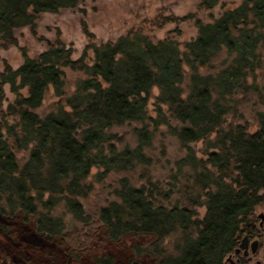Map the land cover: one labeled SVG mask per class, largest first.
<instances>
[{
	"label": "trees",
	"instance_id": "1",
	"mask_svg": "<svg viewBox=\"0 0 264 264\" xmlns=\"http://www.w3.org/2000/svg\"><path fill=\"white\" fill-rule=\"evenodd\" d=\"M220 1L202 0L199 9L212 11ZM78 3L0 0V45H16L15 31L34 28L39 15L75 8ZM195 23L198 36L184 52L173 40L154 43L136 32L90 48L92 64L87 55L73 61L72 51L58 42L37 59L25 55L20 68L7 67L0 74V101L6 85L15 96L0 114V232L10 241L7 252L12 253V264H35L33 253L58 241L70 244L72 255L81 233L77 239L65 234L63 216L54 214L60 207L85 228L93 222L104 225L105 237L113 243L126 237L151 238L148 247H136L137 257L128 264H146L145 253L153 257V264H224L237 247L244 226L253 224L256 209L264 205V112L254 134L242 126L228 131L222 127L230 113V98L251 90L247 79L264 64V0H243L212 23L199 19ZM224 51L231 63L216 74H202ZM65 69L85 76L68 97ZM50 87L64 100L41 117L36 111ZM153 88L160 91L156 123L166 124L162 108L166 106L182 125L170 128L188 149L178 168L190 167L196 186L207 192L204 219H196L194 199L188 207L167 208L162 201L170 194H161L151 183L133 186L129 177L119 180L116 200L95 216L87 214L81 200L94 191L88 183L94 168L103 170L95 176L101 183L113 173L131 174L151 165L143 152L151 142L146 128L136 129L140 140L136 149L122 151L108 131L150 120ZM199 141H207L212 150L207 161L198 160L190 148ZM18 153L27 154L23 165ZM92 232L84 234V244L91 242ZM169 237L177 239L174 254L164 247ZM92 264L117 263L106 255L94 258Z\"/></svg>",
	"mask_w": 264,
	"mask_h": 264
},
{
	"label": "rangeland",
	"instance_id": "2",
	"mask_svg": "<svg viewBox=\"0 0 264 264\" xmlns=\"http://www.w3.org/2000/svg\"><path fill=\"white\" fill-rule=\"evenodd\" d=\"M202 0H79L78 5L71 9H62L58 13H43L39 15L34 28L26 27L15 31L17 44L4 47L0 45V74L7 67L17 70L24 64V56L37 59L48 50L49 45L61 43L72 51V60L77 61L87 55V61H94V53L90 49L106 43H114L121 37L130 33L141 32L152 42L159 43L170 39L178 43L182 52L185 45L198 36L196 20L203 23H212L229 8L238 7L243 0H221L212 11L199 9ZM264 54V52H263ZM231 63V58L226 52H222L202 74H216ZM187 70V69H186ZM65 94L71 96L76 89L78 81L85 78L84 74L71 69H65ZM247 83L252 87L248 92L240 91L230 98V113L225 118L222 129L228 131L231 128L242 126L248 134H254L260 129L259 114L264 112V64L254 74L248 77ZM188 80L184 84L187 90ZM4 100L0 101V114L7 110L13 103L15 96L11 93L10 86L6 85ZM160 95L158 88L151 91L148 103V117L150 120L141 123L127 124L122 127H114L108 132L115 135L112 142L118 151L126 148L136 149L140 140L136 129L146 128L151 135V142L143 149L145 156L150 159L151 165L138 167L131 174L109 175L101 183L95 176L102 169L94 168L88 183L93 185L94 191L86 200H81L87 214L95 216L97 212L116 200L114 191L118 188V182L124 177H129L132 185L136 187H150V183L157 186L161 194H170L162 203L167 208L175 205L179 207L190 206L189 200L194 199L191 207L196 212V219L202 221L206 214L205 195L196 186L192 177L194 172L190 167L179 170L178 163L187 157L188 149L184 147L178 138L173 135L172 128H180L182 125L175 121L168 108L163 106V114L166 124L160 125L156 112V102ZM64 99L56 96L53 87L47 90L43 105L36 111L41 117L53 112L57 104ZM2 119L0 116V123ZM217 133L209 140L215 142ZM198 160L207 161V141H199L190 144ZM19 163L24 164L27 154L18 153ZM216 173L211 165L206 166ZM264 214V205L255 211V216ZM55 215L63 216L66 223V233L71 234L72 239L80 234V242L75 244L72 255L69 253L71 245H62L59 241L52 248H46L33 253L35 264H92L94 258L111 255L117 264H128L131 259L137 257L136 247H148L152 242L148 237H126L118 243H113L105 237V226L93 222L89 228L76 222L71 215L64 213L62 207L58 208ZM22 233V227H18ZM92 232V240L87 245L82 238L86 232ZM176 237H169L164 242L168 253L174 254ZM10 241L0 232V264H12V253L7 252ZM84 245V247H82ZM80 246V247H79ZM264 257V252H263ZM142 261L153 264V257L143 255Z\"/></svg>",
	"mask_w": 264,
	"mask_h": 264
},
{
	"label": "flooded vegetation",
	"instance_id": "3",
	"mask_svg": "<svg viewBox=\"0 0 264 264\" xmlns=\"http://www.w3.org/2000/svg\"><path fill=\"white\" fill-rule=\"evenodd\" d=\"M264 214L255 216L253 224L244 226L237 247L224 264H264Z\"/></svg>",
	"mask_w": 264,
	"mask_h": 264
},
{
	"label": "water",
	"instance_id": "4",
	"mask_svg": "<svg viewBox=\"0 0 264 264\" xmlns=\"http://www.w3.org/2000/svg\"><path fill=\"white\" fill-rule=\"evenodd\" d=\"M232 264H234V263H232Z\"/></svg>",
	"mask_w": 264,
	"mask_h": 264
}]
</instances>
